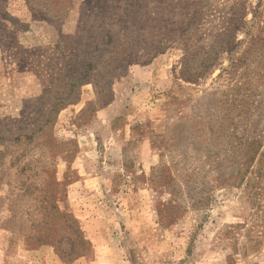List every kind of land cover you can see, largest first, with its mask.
Returning a JSON list of instances; mask_svg holds the SVG:
<instances>
[{"label": "rangeland", "instance_id": "374dc122", "mask_svg": "<svg viewBox=\"0 0 264 264\" xmlns=\"http://www.w3.org/2000/svg\"><path fill=\"white\" fill-rule=\"evenodd\" d=\"M0 264H264V0H0Z\"/></svg>", "mask_w": 264, "mask_h": 264}, {"label": "trees", "instance_id": "16d2710c", "mask_svg": "<svg viewBox=\"0 0 264 264\" xmlns=\"http://www.w3.org/2000/svg\"><path fill=\"white\" fill-rule=\"evenodd\" d=\"M121 58H123V56L122 55H120V54H117V55H115L112 59H111V63H117L118 62V60L119 59H121ZM185 60H186V58H185ZM75 87V85L74 86H72L71 88H74ZM61 99V101L62 102H65L64 100H63V98H60ZM65 105H61L60 106V109H62L63 107H64ZM31 168V166H29V165H25V166H23L22 168H19V173H20V175H24L25 173H34V176H31V178H35V177H38L40 174H38L37 172L38 171H34V170H36V169H30ZM45 170V169H44ZM40 173H43V170L40 172ZM29 174V175H30ZM54 177V176H53ZM53 177H50V179L51 178H53ZM54 179V178H53ZM55 181L54 182H56V178L54 179ZM20 181V180H19ZM22 181V180H21ZM22 183V182H21ZM50 184L51 185H53V181H50ZM33 185V184H32ZM19 186V185H18ZM29 188L30 187H28V188H26L24 191H25V193H23L21 196H20V198H25L26 197V192L28 193L29 192ZM20 189H24V186H23V188H20ZM34 190H38L37 188H34ZM58 203V202H57ZM56 205V204H55ZM58 205V204H57ZM53 206L52 207V210L55 212L54 214L56 215V216H63V217H66V216H69L68 214H64V213H62L61 212V210L59 209V207L58 206ZM11 211H12V214H13V217H12V221H15V220H17L18 219V215H17V210L16 209H11ZM76 221V220H75ZM76 223H77V231L80 233V235L82 236V243L83 244H86L87 243V240H86V237H85V235H84V233H83V231H82V229H81V227H80V225H79V223H78V221H76ZM18 231H19V234H21V235H23L24 237H25V239L27 240V242L29 243L30 241H31V239H32V237H31V235H30V232L29 231H26L25 229H22V228H20V229H18ZM40 235V234H39ZM84 256V255H83ZM61 257H62V255H61ZM63 259V258H62Z\"/></svg>", "mask_w": 264, "mask_h": 264}]
</instances>
